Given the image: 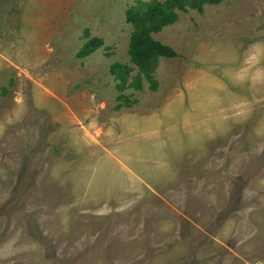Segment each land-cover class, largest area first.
<instances>
[{
	"label": "rangeland",
	"instance_id": "1",
	"mask_svg": "<svg viewBox=\"0 0 264 264\" xmlns=\"http://www.w3.org/2000/svg\"><path fill=\"white\" fill-rule=\"evenodd\" d=\"M153 1L0 0V264H264V0L180 12L150 82Z\"/></svg>",
	"mask_w": 264,
	"mask_h": 264
},
{
	"label": "trees",
	"instance_id": "2",
	"mask_svg": "<svg viewBox=\"0 0 264 264\" xmlns=\"http://www.w3.org/2000/svg\"><path fill=\"white\" fill-rule=\"evenodd\" d=\"M224 0H167L165 2L153 1L149 4L138 2L125 12V22L133 31L129 39L128 56L131 64L138 69L140 76L152 82V65L158 59H175L177 53L171 48L155 41L153 34L159 33L178 20L180 12H188L190 9L201 11L205 5H219ZM103 42L98 38L90 39L78 52V58H86L95 53ZM126 67L114 64L110 68V74L121 84L125 83L128 75ZM141 78L136 81L140 87ZM118 89V88H117Z\"/></svg>",
	"mask_w": 264,
	"mask_h": 264
}]
</instances>
